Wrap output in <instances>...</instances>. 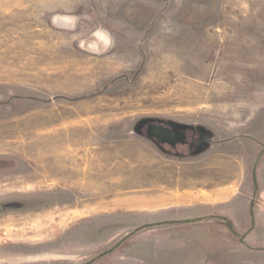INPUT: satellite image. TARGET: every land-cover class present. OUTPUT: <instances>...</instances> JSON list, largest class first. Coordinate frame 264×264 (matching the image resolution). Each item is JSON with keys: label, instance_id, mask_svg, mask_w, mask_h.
<instances>
[{"label": "rangeland", "instance_id": "1", "mask_svg": "<svg viewBox=\"0 0 264 264\" xmlns=\"http://www.w3.org/2000/svg\"><path fill=\"white\" fill-rule=\"evenodd\" d=\"M263 160L264 0H0V264H171Z\"/></svg>", "mask_w": 264, "mask_h": 264}, {"label": "crops", "instance_id": "2", "mask_svg": "<svg viewBox=\"0 0 264 264\" xmlns=\"http://www.w3.org/2000/svg\"><path fill=\"white\" fill-rule=\"evenodd\" d=\"M257 170L255 196L246 200L238 191L217 202L220 207L216 211L169 219L174 230L184 234L183 240L169 243V249L179 253L171 264H264V160ZM254 198L257 208L251 212L248 207Z\"/></svg>", "mask_w": 264, "mask_h": 264}, {"label": "flooded vegetation", "instance_id": "3", "mask_svg": "<svg viewBox=\"0 0 264 264\" xmlns=\"http://www.w3.org/2000/svg\"><path fill=\"white\" fill-rule=\"evenodd\" d=\"M156 138L160 139V140H165L167 141L166 138L164 137H161V136H156ZM182 137L178 134L175 135L174 139L173 140H170L171 142H179V141H182ZM169 142V140H168ZM9 199H4L2 202V204H0V212L4 211L6 209V207H11V205H13L15 202H12V201H8Z\"/></svg>", "mask_w": 264, "mask_h": 264}, {"label": "water", "instance_id": "4", "mask_svg": "<svg viewBox=\"0 0 264 264\" xmlns=\"http://www.w3.org/2000/svg\"><path fill=\"white\" fill-rule=\"evenodd\" d=\"M162 132V131H161Z\"/></svg>", "mask_w": 264, "mask_h": 264}]
</instances>
